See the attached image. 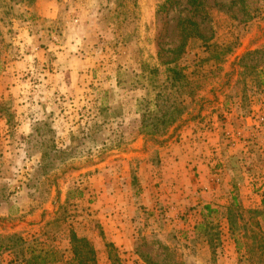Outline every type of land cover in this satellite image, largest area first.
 Returning a JSON list of instances; mask_svg holds the SVG:
<instances>
[{"label":"rangeland","instance_id":"1","mask_svg":"<svg viewBox=\"0 0 264 264\" xmlns=\"http://www.w3.org/2000/svg\"><path fill=\"white\" fill-rule=\"evenodd\" d=\"M251 4L254 19L235 0H0V230L45 222L36 238L0 242L67 264L79 238L97 264H255L264 91L240 61L264 49V0ZM187 20L202 37L168 91L183 114L166 135H144ZM224 46L221 62L208 59ZM216 124L226 161L213 157V179H201L183 131Z\"/></svg>","mask_w":264,"mask_h":264},{"label":"trees","instance_id":"2","mask_svg":"<svg viewBox=\"0 0 264 264\" xmlns=\"http://www.w3.org/2000/svg\"><path fill=\"white\" fill-rule=\"evenodd\" d=\"M197 1H194L195 4ZM236 4L239 5L241 11L245 13L249 19H254L259 14V10L257 8H252L251 4L253 0H235ZM217 9L219 10L221 5L215 4ZM215 6V7H216ZM181 28V41L176 50H173L174 55L176 56L171 61H163V64L166 65L167 72H169L170 77L166 80L164 84L159 88V93L156 96V100L154 106L156 108L155 111H151L149 108L145 110V115H155V117H143L142 119V127L141 133L147 136L152 137H160L166 135L168 130L173 126L183 114V106L181 104H176L173 102V99H170V95H168V91L172 90L174 87L178 89V84H181L185 79V76L182 73V67L177 63V61L182 56L186 47L188 46V41L190 38L194 36H201L199 32L198 23L193 20H187L184 22ZM202 37V36H201ZM226 47H220L219 51L216 52L213 56H209L208 59L214 58L218 61H222L229 53L227 52ZM254 58H260L259 62L264 60V49L254 50L247 52L244 57L241 59V63L243 67L254 71L256 74V83L257 85L263 89L264 91V66H258L256 64H249V61L254 60ZM263 63V62H262ZM174 65L171 67L170 65ZM171 83V87L168 85ZM182 85V84H181ZM192 95V93H191ZM264 240V239H263ZM18 244L17 242H15ZM20 244V242H19ZM11 248H15L16 245H9ZM248 255L252 259H255V264H264V242L258 243L256 247H248ZM73 252V260H76L78 264H97V251L94 246L90 243L87 238H79L76 240L75 244L72 248ZM48 260H46L45 256L41 253L33 254L32 261L30 264H47ZM117 264V263H114ZM150 264H154L151 263Z\"/></svg>","mask_w":264,"mask_h":264},{"label":"crops","instance_id":"3","mask_svg":"<svg viewBox=\"0 0 264 264\" xmlns=\"http://www.w3.org/2000/svg\"><path fill=\"white\" fill-rule=\"evenodd\" d=\"M217 124L214 125L213 129H211L209 132L203 131V132H195L194 135H191L192 130L191 128L185 127L183 131V136L185 138V143L183 144V147L186 148L187 155H192V152H194V156H190L188 159L191 160L193 163L189 165L187 162L185 163L188 167H192L196 169L198 173H200V178L203 179L206 177V175L210 179H213L210 172L208 171L211 167L213 168V164L216 161H212L213 157H220L222 159H218V161H226L223 159V156L220 152V144L218 142V131L216 130ZM194 139L195 143L192 141L191 138ZM201 137H203L201 139ZM200 147H203L202 150ZM208 152V155H207ZM216 153V154H215ZM186 155V156H187ZM221 155V156H220ZM212 156V158H210ZM240 156V155H239ZM191 157L193 159H191ZM233 164V162H232ZM184 167H186L184 165ZM38 214L34 216V218H31L29 216V219H37ZM36 222H28L23 223L21 226H17L15 228H8V229H1L0 230V237L5 238L7 235L12 233H22L23 239L27 242V237L29 238H36L40 234V229L45 224L44 221ZM122 229V228H121ZM37 245V244H36ZM34 244H31L30 242L27 243L24 247V250L18 249V248H11V246L6 245L3 241L0 242V264H30L32 261L33 254H39L40 252H36L34 248ZM67 258L61 257L58 261L48 262L47 264H67Z\"/></svg>","mask_w":264,"mask_h":264},{"label":"built area","instance_id":"4","mask_svg":"<svg viewBox=\"0 0 264 264\" xmlns=\"http://www.w3.org/2000/svg\"><path fill=\"white\" fill-rule=\"evenodd\" d=\"M260 122H264V116L260 118Z\"/></svg>","mask_w":264,"mask_h":264}]
</instances>
